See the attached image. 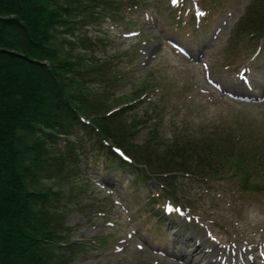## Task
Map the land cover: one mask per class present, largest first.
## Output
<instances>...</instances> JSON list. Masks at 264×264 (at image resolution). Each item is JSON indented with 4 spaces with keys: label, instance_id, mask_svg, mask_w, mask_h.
<instances>
[{
    "label": "rangeland",
    "instance_id": "1",
    "mask_svg": "<svg viewBox=\"0 0 264 264\" xmlns=\"http://www.w3.org/2000/svg\"><path fill=\"white\" fill-rule=\"evenodd\" d=\"M169 3L109 0L100 7L107 11L99 23L76 30V41H94L81 54L99 62L109 77L88 74L87 85L99 98L96 101L91 94L92 104L103 112L120 111L134 102L131 106H140L109 121L111 137L105 138L119 146L132 164H120L93 143V139L102 143V138L80 131L70 137L80 158L62 165L53 161L38 178L42 189L59 192L52 200L61 214L62 235L73 249L64 264H204L208 260L204 248L211 245L206 236L225 249L250 241L260 245L264 239V101L246 104L228 96L245 67L251 68L256 93L264 91V35L254 34L264 25V0H199L208 14L198 28L189 21L190 13L177 10L179 3L175 7ZM184 4L191 10L194 0ZM105 6L122 8L115 12ZM133 31L139 35L123 37ZM171 39L182 42L191 59L177 54L168 45ZM59 43L64 49L70 47L61 39ZM208 79L223 85L225 94ZM145 105L147 117L141 111ZM149 116L158 120L151 123L156 129L153 137L149 125L134 132L128 129ZM188 139L195 146L177 152L174 144L186 147ZM208 141L217 148L205 149ZM67 142L60 139L54 146L65 151L70 149ZM168 149L171 156L163 155ZM140 154L153 161L156 175L173 165L170 169L195 177L164 175V182L141 177L135 170ZM240 157L248 160L245 172L237 170L242 168ZM244 181L250 183L246 187L259 186V190L244 188ZM168 201L189 210L188 217L198 221L197 230L192 232L184 219L163 217L162 205ZM104 211L105 217L100 214ZM126 234L133 237L121 252L116 251L119 238ZM199 244L202 251L197 252Z\"/></svg>",
    "mask_w": 264,
    "mask_h": 264
},
{
    "label": "trees",
    "instance_id": "2",
    "mask_svg": "<svg viewBox=\"0 0 264 264\" xmlns=\"http://www.w3.org/2000/svg\"><path fill=\"white\" fill-rule=\"evenodd\" d=\"M106 4L109 0H0V264L67 262L64 258L70 251L65 254L63 246L68 241L62 235L61 214L52 200L59 192L42 189L38 178L53 161L62 165L80 158L72 135L83 131L98 139L111 137L108 122L121 118L127 109H135L127 105L107 114L109 110L103 112L95 104L93 110L91 94L96 101L99 98L87 85L88 74L109 77L99 62L81 54L94 41L78 37L76 41L75 33L79 26L99 23L100 15L107 11L100 7ZM262 30L264 25L256 31ZM59 39L70 47L64 49ZM148 114L144 112L143 117ZM80 116L87 117V123L81 122ZM151 119L136 121L128 129L134 132L138 126L149 125V136L153 137L156 129L148 124ZM60 139L68 141L70 149L56 148ZM93 141L104 148L100 140ZM208 144L205 149L218 146L212 141ZM186 145L174 144L182 153L195 146L189 139ZM165 151L163 155L171 156L169 149ZM140 156L156 173L153 161ZM239 160L242 168L237 170L245 172L244 161L248 160ZM172 166L162 171L177 170L170 169ZM68 173L70 169L61 179Z\"/></svg>",
    "mask_w": 264,
    "mask_h": 264
},
{
    "label": "bare ground",
    "instance_id": "3",
    "mask_svg": "<svg viewBox=\"0 0 264 264\" xmlns=\"http://www.w3.org/2000/svg\"><path fill=\"white\" fill-rule=\"evenodd\" d=\"M219 252H221L220 250H217L216 248H213L212 249V252H211V258L214 259L216 258L217 259V256H219ZM224 253V251H223ZM223 257V256H222ZM210 264H221L220 262H212V260L209 262Z\"/></svg>",
    "mask_w": 264,
    "mask_h": 264
}]
</instances>
